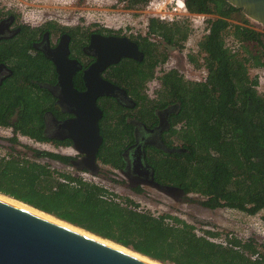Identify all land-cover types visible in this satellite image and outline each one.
<instances>
[{
	"label": "trees",
	"instance_id": "obj_1",
	"mask_svg": "<svg viewBox=\"0 0 264 264\" xmlns=\"http://www.w3.org/2000/svg\"><path fill=\"white\" fill-rule=\"evenodd\" d=\"M122 1L128 7H139L147 0ZM185 2L190 12L210 15L196 53L187 55L193 64L206 67V77L190 79L176 67L155 75L156 66L167 58L165 45L182 47L192 27L186 19L166 23L149 18L145 33H130L144 52L143 58H124L111 67L115 81L123 84L135 105L126 107L114 101L110 108H103L99 120L103 140L96 156L103 165L122 167L123 151L134 140L128 117L156 122V109L174 102L177 108L170 113L165 138L167 144L183 149L175 153L155 147L146 150L155 180L182 187L185 197L203 206H226L254 214L264 208V93L258 90V80L250 69L264 71V34L245 23L230 21L241 9L226 0ZM42 24H27L30 36L49 26L56 32L77 34L81 40L87 36V29L78 31V25L52 20ZM29 44L30 39L18 53V65L25 67L18 76L25 77V84L15 79L0 86V124L11 125L15 132L3 137L12 146L0 153L1 194L162 264H264V244L255 237H241L206 222L197 227L170 212L154 213L130 195L84 175L85 171L70 163L71 155L20 142L18 132L34 140L45 139L43 101L26 91L28 86L38 85L34 80L42 79L43 71L26 68L52 65L42 53L37 58L29 52ZM153 78L157 86L150 94L147 83ZM42 158L73 170L53 166ZM191 193L198 197L188 196Z\"/></svg>",
	"mask_w": 264,
	"mask_h": 264
},
{
	"label": "water",
	"instance_id": "obj_2",
	"mask_svg": "<svg viewBox=\"0 0 264 264\" xmlns=\"http://www.w3.org/2000/svg\"><path fill=\"white\" fill-rule=\"evenodd\" d=\"M239 7L249 18L264 26V0H226ZM69 35L63 34L55 47L45 53L58 72V83L72 105L74 116L63 121L68 137L80 156L71 160L79 171L98 175L97 150L103 140L99 130L101 108L96 103L100 94L116 95L119 89L102 77V70L121 57L141 59L143 52L128 35L93 33L89 48L96 59L83 72L86 88L73 87V73L80 65L68 56ZM122 93L128 97L125 90ZM137 178L165 195L180 201V186L155 180L153 172ZM45 212V211H44ZM47 213V212H46ZM79 227V226H78ZM97 235V234H96ZM0 264H159L115 244L102 240L61 220L52 218L10 199L0 196Z\"/></svg>",
	"mask_w": 264,
	"mask_h": 264
},
{
	"label": "flooded vegetation",
	"instance_id": "obj_3",
	"mask_svg": "<svg viewBox=\"0 0 264 264\" xmlns=\"http://www.w3.org/2000/svg\"><path fill=\"white\" fill-rule=\"evenodd\" d=\"M49 21V20H48ZM45 21L44 25L48 22ZM43 25V24H41ZM35 25H30L29 27ZM28 25L25 22L20 21L17 13L0 7V86L10 84L15 79L19 81L21 85L25 84L23 80L25 77L21 75L18 76V73H22L25 67L18 65V53L23 50L27 40L30 39L29 52H31L37 58H40V53L44 55L45 58L49 60L52 64L51 66L45 67H30L26 68L27 70L42 72V79L36 78L34 81L37 82V86L30 85L26 88V91L31 95H35L37 99L43 101L42 106V134L45 136V139L42 142L48 143L50 146L55 149H47L52 151H57L65 154H69L72 157L70 158V163L73 158L80 156V153L73 148L72 141L68 137V127L63 126V121L68 120L74 116V113L70 110L72 105L67 101L65 97V91H63L61 85L58 83V72L56 71V66L53 61L46 55V51L49 48L55 47L60 41L63 34L69 35L68 47L69 53L68 56L71 59H76L80 65L73 73V87L77 90H84L86 88L83 72L86 67L96 59L93 49H90L89 43L91 40V35L93 33H102V34H121L115 30H109L106 28H89L85 29L87 36L82 40L81 36L78 38L73 36L72 33L67 32L66 30L55 31V27L49 26L38 32L36 36H30L31 30L27 29ZM82 27L78 29L81 31ZM79 34V32H78ZM123 35H128L133 40L129 34L122 33ZM26 39L25 42L22 40ZM136 41V40H135ZM137 42V41H136ZM138 43V42H137ZM139 46V44H138ZM139 49H142L139 46ZM143 52V51H142ZM144 56V52L142 58ZM132 58L135 60H141L133 57H121L117 62L107 65L101 72V75L104 79L113 82L119 87L116 90V95L111 94H100L96 98L97 105L101 108L103 115V108H110L113 105L114 101H117L126 107H133L135 105V100L128 94L126 97L122 90H125L123 84L116 82L112 74L111 67L112 65L118 63L121 59ZM45 71V72H44ZM27 77V76H26ZM17 81V82H18ZM3 85V86H4ZM126 91V90H125ZM127 92V91H126ZM177 104L171 102L162 108H157L155 113L157 120L156 122H144L135 118L133 115L128 117L133 125V134L134 140L129 143L126 149L123 151L124 155V165L120 168H111L117 173L115 178L120 181H124L130 189L134 190L137 186H142L138 182L137 178H142L146 176V171H152L154 176V169L147 161V149L155 147L156 149H162L166 152L175 153L182 151L183 147L180 145L173 144L169 145L166 143L165 135L168 132L170 127V113L175 111ZM15 119L14 115H12ZM99 118V120H100ZM98 120V121H99ZM9 130L10 135L15 134L13 127L11 125H2ZM100 130V126H99ZM101 133V130H100ZM20 133L18 132L17 135ZM102 135V134H101ZM164 136V137H163ZM31 138V137H29ZM33 139V138H31ZM34 140V139H33ZM38 141V140H35ZM176 144V143H175ZM57 149V150H56ZM100 162V161H99ZM101 163V162H100ZM72 164V163H71ZM101 165L99 169V174L103 175L101 171ZM74 167V166H73ZM86 172V171H85ZM90 175V174H89ZM91 175V176H98ZM137 177V178H136ZM109 180H112V177H106ZM155 178V177H154ZM177 186V185H176ZM135 191V190H134ZM184 196V195H183ZM182 196V198H183Z\"/></svg>",
	"mask_w": 264,
	"mask_h": 264
},
{
	"label": "rangeland",
	"instance_id": "obj_4",
	"mask_svg": "<svg viewBox=\"0 0 264 264\" xmlns=\"http://www.w3.org/2000/svg\"><path fill=\"white\" fill-rule=\"evenodd\" d=\"M0 7L17 13L20 21L30 25H38L52 20L62 25H78L86 29L95 27L109 28L121 34H135L145 31V26H142L143 22L138 12L140 6L128 7L125 1L122 0H0ZM229 20L245 23L264 34V26L249 18L242 10L233 13ZM205 23L206 20H204L203 24ZM194 28L190 29L182 47L165 45L162 42L167 49V58L156 66L155 75H159L168 68L176 67L187 78L203 77L202 65L193 64L187 57L188 53H196L193 48L198 39V33L201 31L199 27ZM196 29L199 31L196 32ZM203 30L205 31V28ZM250 73L256 76L258 80V90L264 93V73L262 70L252 68ZM156 86L157 80L153 78L147 83L148 93L151 94ZM9 135L8 129L0 127L1 154L10 150L12 146L11 142L3 138ZM18 139L20 142L28 143L41 149H55L48 143L35 141L26 135L19 134ZM15 147L30 154V150L19 144H15ZM42 159L49 161L53 166L73 170V167L59 161L49 158ZM108 167V165H101L100 172L105 176H89L118 193L130 195L143 208L149 209L154 213L170 212L176 214L195 223L197 227L201 225V222H206L209 226H215L223 231H232L241 237L253 236L257 241L264 244V208L254 214L226 206L209 208L201 205L194 198L190 199L183 196L180 201L174 200L172 197L147 185H142V190L137 192L130 189L124 181L118 182V180L107 179L106 177H116L115 175L117 174ZM189 195L190 197H198L197 194L191 193Z\"/></svg>",
	"mask_w": 264,
	"mask_h": 264
},
{
	"label": "built area",
	"instance_id": "obj_5",
	"mask_svg": "<svg viewBox=\"0 0 264 264\" xmlns=\"http://www.w3.org/2000/svg\"><path fill=\"white\" fill-rule=\"evenodd\" d=\"M138 12L140 13L139 15L141 16L143 22L142 26H145V31L142 33L146 32L148 21L151 17L157 18L158 20L166 23L186 19L190 27H199L201 32L198 33V39L195 43V47L193 48L194 51H197L198 49V40L201 39L202 35L207 31V18L209 15L206 13L190 12L187 9L185 0H147L140 5ZM204 20H206L205 24H203ZM201 24L203 25L201 26ZM203 28H205V31ZM195 31L198 32L199 30L196 29ZM201 71L203 77H194V79L200 80L206 77L207 70L204 65H202ZM262 72L264 73V71ZM83 174L89 176L87 172H83Z\"/></svg>",
	"mask_w": 264,
	"mask_h": 264
},
{
	"label": "bare ground",
	"instance_id": "obj_6",
	"mask_svg": "<svg viewBox=\"0 0 264 264\" xmlns=\"http://www.w3.org/2000/svg\"><path fill=\"white\" fill-rule=\"evenodd\" d=\"M0 196H3V197H5V198H7V199H10V200H12V201H14V202H16V203H19V204H21V205H23V206H26V207H28V208H30V209H33V210H35V211H37V212H40V213L45 214V215H47V216H50V217H52V218H55V219L61 220V219H59V218H57V217H55V216H53V215H51V214H49V213L43 212V211H41V210H38V209H36V208H34V207H32V206L26 204V203H23V202H21V201H19V200H17V199H14V198H12V197H9V196H7V195H4V194H1V193H0ZM61 221H63V220H61ZM63 222H65V223H67V224H69V225H71V226H73V227H76V228H78V229H81V230H83V231H85V232H87V233H89V234H91V235H94V236H96V237H98V238H100V239H102V240H105V241H107V242H110V243H112V244H115V245H117V246H119V247H121V248L127 249V250L132 251V252H134V253H136V254L142 255V254H140V253H138V252H136V251H133V250H131V249L125 247V246H122V245H120V244H118V243H115V242H113V241H111V240H108V239H106V238H103V237H100V236H98V235H95V234H93V233H91V232H89V231H87V230H85V229H83V228H80V227H78V226H75V225H73V224H70V223H68V222H66V221H63ZM142 256L147 257V256H145V255H142ZM147 258H149V257H147ZM149 259H151V258H149ZM151 260H153V259H151ZM153 261H155V262H157V263H159V264H162V263H160V262H158V261H156V260H153Z\"/></svg>",
	"mask_w": 264,
	"mask_h": 264
}]
</instances>
